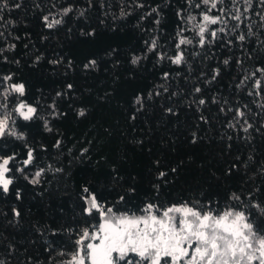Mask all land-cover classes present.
I'll return each mask as SVG.
<instances>
[{
	"label": "trees",
	"instance_id": "trees-1",
	"mask_svg": "<svg viewBox=\"0 0 264 264\" xmlns=\"http://www.w3.org/2000/svg\"><path fill=\"white\" fill-rule=\"evenodd\" d=\"M205 13L226 23L201 46ZM262 16L261 0H0V116L16 133L0 137V156L14 157L0 264H68L100 222L84 212L90 196L118 213L240 211L264 238ZM21 101L37 110L28 121Z\"/></svg>",
	"mask_w": 264,
	"mask_h": 264
},
{
	"label": "snow or ice",
	"instance_id": "snow-or-ice-1",
	"mask_svg": "<svg viewBox=\"0 0 264 264\" xmlns=\"http://www.w3.org/2000/svg\"><path fill=\"white\" fill-rule=\"evenodd\" d=\"M202 2L205 5L211 3V8L217 7V0ZM246 2L250 3V0ZM261 2L264 3V0ZM64 11L67 13L69 9ZM231 18L237 21L241 19L239 9ZM261 18L264 20V16ZM43 19L48 28L60 23L59 20L49 22L47 16ZM195 19L196 17H190L192 21ZM202 20L203 23L195 25L201 46L205 44L208 25L225 22L221 17L207 13L203 15ZM219 31L223 32L224 29ZM211 36L215 39L217 31L213 30ZM239 39L243 41L244 35H240ZM155 43L152 42L153 47ZM190 43L191 41L182 38L177 48ZM183 58V54L178 52L172 58V63L179 65ZM136 60L137 58H133L132 62L135 63ZM260 83L257 81V86ZM10 89L12 93L20 96L25 93L23 84L13 83ZM196 91L199 92L200 89L197 88ZM203 103L204 101L200 100V104ZM36 111V108L22 101L14 108V112L25 121L30 120ZM80 114L83 115V112ZM237 115L242 116L243 113L238 111ZM9 121L8 115L0 116V137L16 135L14 131H10ZM27 157L25 165L33 159L31 150L28 151ZM13 160L12 156H0V189L4 193L9 191L13 183L6 175L12 171L10 163ZM36 175L39 176L40 173L37 172ZM160 176H164V173L161 172ZM84 191L87 192L88 189ZM123 199L121 197V200ZM89 203L90 206L86 207L84 212L92 215L95 210L99 213L100 222L95 231L90 232L85 227L81 237L76 240L78 248L68 264H86V260L90 264H264V238L257 235L253 224L243 212L225 211L223 214H213L211 210L206 211L194 205L173 204L162 209L159 205L148 203L140 210L141 214H130L118 213L111 207L101 209L95 196L89 197Z\"/></svg>",
	"mask_w": 264,
	"mask_h": 264
},
{
	"label": "rangeland",
	"instance_id": "rangeland-1",
	"mask_svg": "<svg viewBox=\"0 0 264 264\" xmlns=\"http://www.w3.org/2000/svg\"><path fill=\"white\" fill-rule=\"evenodd\" d=\"M179 206V205H178ZM92 231H95V228L93 229V230H90V232H92ZM77 248H78V246H77ZM86 264H90V262H88L87 260H86ZM254 264H256V262H254Z\"/></svg>",
	"mask_w": 264,
	"mask_h": 264
}]
</instances>
